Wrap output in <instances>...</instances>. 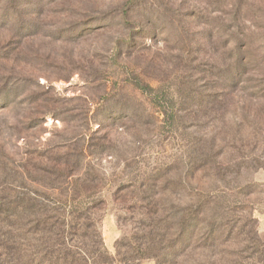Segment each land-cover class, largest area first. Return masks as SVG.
<instances>
[{"label":"rangeland","instance_id":"obj_1","mask_svg":"<svg viewBox=\"0 0 264 264\" xmlns=\"http://www.w3.org/2000/svg\"><path fill=\"white\" fill-rule=\"evenodd\" d=\"M203 6L207 17L197 16ZM222 6L0 0V201L66 189L106 264H171L162 257L177 238L175 264H222L219 242L180 235L198 206L201 243L212 222L264 241V78L227 73L233 35L255 26V48L264 32V0H249L237 25ZM148 230L158 251L140 259ZM82 241L97 246L72 244Z\"/></svg>","mask_w":264,"mask_h":264},{"label":"trees","instance_id":"obj_2","mask_svg":"<svg viewBox=\"0 0 264 264\" xmlns=\"http://www.w3.org/2000/svg\"><path fill=\"white\" fill-rule=\"evenodd\" d=\"M219 1L222 2L223 6L218 10V13L223 14L226 19H229V10L235 12L231 19L234 25H237L238 21L241 22L249 7V0ZM137 7H140L138 8L139 11H147L141 5H137ZM258 10L260 12L256 16H259V20L261 17L264 18V6L259 7ZM196 11L197 16L200 17H207L211 13L209 6H203V9H196ZM223 24L224 22L220 25ZM250 29L257 30L255 26L249 27L239 36L233 35L234 41L239 44L238 59L229 60L227 63V73L231 76L234 75V78L245 79V81H251V78L247 76L248 74L264 78V32L256 37L254 48ZM218 37V32L214 29L208 34V40H216ZM251 49L258 50L255 54H251ZM249 87L252 88V86ZM66 184L69 186L68 182ZM56 191L52 190L50 193L29 192L18 194L10 199H1L0 264H91L84 250L91 254L90 258L93 264L108 263L107 256L102 251L100 240L96 236L95 227L92 222L91 224L88 223L91 221L90 216L80 208L71 207L78 201L75 198L71 199L66 189H61L58 194ZM202 211L203 207L198 206L195 212L197 214L194 218L195 223ZM149 221L153 220L149 218ZM195 223L188 227V230L192 229V232H181L180 235H185L187 241L196 239L199 246L219 242L224 254V257L220 258L222 264H264V241L254 231L251 236L243 230L234 234L233 231L225 230L212 222L209 224L210 226L208 225L207 236L202 239L201 243V239L197 238L195 232ZM183 229L185 230L186 227ZM73 237L80 239L95 237L97 242L94 243L97 246L88 248L82 241L80 244L78 243L80 247L78 248L72 244ZM168 237L169 234L165 233L164 238L167 242ZM239 237H242L240 242ZM142 239L144 244H142L143 249L140 248L139 250V253H142L140 259L142 257L148 258L150 253L158 251L153 243L152 230H148ZM169 243L168 251L162 257V262L168 258L171 264H175L176 262L173 261L178 256L177 254L184 249L183 240L179 242L177 238L170 240ZM215 261L212 260L208 264H219L218 260ZM177 264L180 263L177 262Z\"/></svg>","mask_w":264,"mask_h":264}]
</instances>
